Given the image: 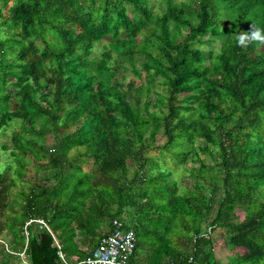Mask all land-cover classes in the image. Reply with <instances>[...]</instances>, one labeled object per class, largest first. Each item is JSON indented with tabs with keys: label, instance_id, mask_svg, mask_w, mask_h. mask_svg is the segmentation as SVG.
<instances>
[{
	"label": "trees",
	"instance_id": "obj_1",
	"mask_svg": "<svg viewBox=\"0 0 264 264\" xmlns=\"http://www.w3.org/2000/svg\"><path fill=\"white\" fill-rule=\"evenodd\" d=\"M251 23L264 0H0V256L44 218L30 263L57 264L55 239L74 261L116 217L129 264H264V46L235 39Z\"/></svg>",
	"mask_w": 264,
	"mask_h": 264
},
{
	"label": "built area",
	"instance_id": "obj_2",
	"mask_svg": "<svg viewBox=\"0 0 264 264\" xmlns=\"http://www.w3.org/2000/svg\"><path fill=\"white\" fill-rule=\"evenodd\" d=\"M35 223L39 227H45L51 232L47 221L44 218H32L26 221L24 233L26 235V245L28 242L29 231L27 225ZM110 231L102 235L93 248H84L85 256L76 259L74 261H69L65 253L61 250L60 244L55 239V244L58 247V254L60 261L57 264H129V258L133 254L136 248V233L133 228L128 227L124 220L121 218H113L110 221ZM211 227L208 229L210 230ZM54 236V235H53ZM0 241L3 242L2 239ZM24 248V249H25ZM23 259H27L25 250L18 252ZM192 261L190 257L189 262ZM25 264H31L26 260ZM190 264V263H189Z\"/></svg>",
	"mask_w": 264,
	"mask_h": 264
},
{
	"label": "rangeland",
	"instance_id": "obj_3",
	"mask_svg": "<svg viewBox=\"0 0 264 264\" xmlns=\"http://www.w3.org/2000/svg\"><path fill=\"white\" fill-rule=\"evenodd\" d=\"M213 47L216 48L218 46V41L214 42ZM206 46V45H204ZM99 50H101V48H99ZM98 53V49L94 50L93 55H96ZM127 75L129 77H132V73L131 72H127ZM130 79V78H128ZM161 140V138H160ZM166 162L169 166H172L171 160L170 158H166ZM174 175L178 178L181 177L183 184H186L188 186H191L189 177H183L182 178V166L180 164H176L174 167ZM237 214H242L241 209H237ZM213 237H214V241L216 243L215 245V249H214V254L216 257V260H218L219 262H227L228 260H230V256L232 254V250L231 247L228 246V236L225 232L219 230V229H215L213 230ZM0 238L3 239L5 242H2L3 245L6 247V244H10L11 245V241H10V236L6 235L5 233L0 235ZM16 238H19L18 236H16ZM18 242V239H17ZM85 248V247H84ZM21 256V255H20ZM19 255H14L13 253L10 255H6L3 256L1 255L0 258L2 257V262L3 264H25L27 259H23V257H20ZM67 259L69 261H72V257L67 256Z\"/></svg>",
	"mask_w": 264,
	"mask_h": 264
},
{
	"label": "clouds",
	"instance_id": "obj_4",
	"mask_svg": "<svg viewBox=\"0 0 264 264\" xmlns=\"http://www.w3.org/2000/svg\"><path fill=\"white\" fill-rule=\"evenodd\" d=\"M235 39H236L237 46H239L241 48H247V47L252 46V45L264 46V28L257 27L251 23L250 30L240 31L236 35ZM4 167H5V165L2 162H0V172H2L4 170ZM51 233H52V231H51ZM6 249L9 250L8 245H6ZM23 250H25V249H22L21 251H23ZM21 251H17V252L12 251V252L19 255L18 252H21ZM27 260L29 261L28 257H27Z\"/></svg>",
	"mask_w": 264,
	"mask_h": 264
},
{
	"label": "crops",
	"instance_id": "obj_5",
	"mask_svg": "<svg viewBox=\"0 0 264 264\" xmlns=\"http://www.w3.org/2000/svg\"><path fill=\"white\" fill-rule=\"evenodd\" d=\"M3 242H5V241H3ZM6 245H7V244H6ZM84 247L86 248L87 246H86V245H83V244L79 245V248H80V249H83V250H84ZM72 258H74V256H72Z\"/></svg>",
	"mask_w": 264,
	"mask_h": 264
}]
</instances>
